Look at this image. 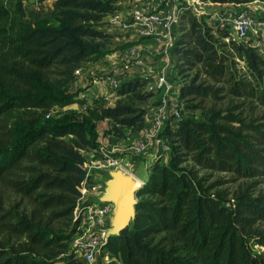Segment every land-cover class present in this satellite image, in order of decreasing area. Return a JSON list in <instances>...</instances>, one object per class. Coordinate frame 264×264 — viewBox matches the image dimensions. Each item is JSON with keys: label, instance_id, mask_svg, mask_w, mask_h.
Masks as SVG:
<instances>
[{"label": "trees", "instance_id": "16d2710c", "mask_svg": "<svg viewBox=\"0 0 264 264\" xmlns=\"http://www.w3.org/2000/svg\"><path fill=\"white\" fill-rule=\"evenodd\" d=\"M116 1L52 0L51 18L30 22L23 5L14 9L0 0V117L20 110L29 119L13 126L12 139L11 131L1 132L0 181L20 197L8 207L9 198L0 196V264H84L73 242L80 231L82 188L94 182L85 151L100 146L96 124L41 118L56 105L74 102L67 86L77 68L111 53L113 35L100 21L119 11ZM180 16L173 54L184 115L165 130L169 161L161 155L151 160L137 193L135 221L110 237L100 255L111 258L105 264H264V252L253 251V244L264 248V189L253 184L264 177V55L251 40L235 38L188 5ZM237 57L253 80L239 74ZM152 81H123L116 90L119 101H96L90 114L109 119L114 134L125 126L140 132L149 109L133 99L155 98L153 107ZM226 98L224 106L192 113L204 100ZM188 156L202 169L245 181L226 193L217 183L206 185L183 165Z\"/></svg>", "mask_w": 264, "mask_h": 264}, {"label": "rangeland", "instance_id": "374dc122", "mask_svg": "<svg viewBox=\"0 0 264 264\" xmlns=\"http://www.w3.org/2000/svg\"><path fill=\"white\" fill-rule=\"evenodd\" d=\"M116 4L119 7V11L106 15L100 21V28L103 31H107L113 35L111 44L109 45L111 53L102 60L92 62V71L90 69L85 74L88 78L85 82L79 81V78L83 75V70L81 71V74L79 76L77 75V78L75 79V81H73L74 86H71L69 90V92L76 94L74 102L67 105H56L51 109V111L43 113L41 122L53 124L64 123L73 120H82L83 118L91 119V121L95 122L96 124V131L99 136V145L103 146L104 150L109 152L110 157L128 159L127 167L129 168V170L145 181L151 160L157 155H161L162 161L164 163H167L170 158V153L166 152L164 154L163 152H161L159 150V144L156 143L155 145L153 144L150 146V150L148 152L140 155L132 154L131 156H125L132 139L137 136L138 133L125 126L121 128V134H114V128L112 126L113 123L109 119H95V117H93L89 111L92 109V107H94L96 101H99L104 106L115 105L119 101L120 98L116 96L117 89L112 88L111 83V81L114 79L112 77V74L115 72V70L118 71L117 75H115L114 77H116L120 83L136 77H150L151 79H154L152 76H148L149 67L151 64L153 65L152 60H150L152 54L150 53L149 49H151V47L145 45L146 42L149 43L151 39L147 36H141L139 34V31H136V26L132 25L128 28H121L117 22L127 21L133 23L134 18L132 13L134 7L144 6L146 9L148 4H157V9L164 11L166 5L165 2H161L160 0H118L116 1ZM173 4H178L177 7L181 12L183 5L192 7V4H195L198 8L200 6H203L201 12L199 13L196 12V10H194L193 8L192 11L194 14L196 13L198 17L208 18V20L211 21L212 24H216L215 20L213 21V19H210L213 11L216 9L226 8L233 9L234 11L240 13L250 14L255 18V21L257 23H264V1L261 0H241V2L237 3L224 4L214 2L213 0H177ZM6 5L14 9H16L19 5H23L26 10V20L30 22H36L42 18L50 19L52 14V0H6ZM145 9L143 11H145ZM202 11L210 14H203ZM246 40H251L253 45L258 48V52L264 55V26L261 25L257 34L252 38H247ZM224 41H227V39H224ZM133 46L138 47V52L140 56L145 57L146 64L144 66L133 67L128 70L123 69L122 61L124 58V54L130 47ZM235 60L237 62L236 66L239 74H241L242 77L253 80V76L248 70L246 63L243 60H240L238 57ZM195 71L196 70H192L188 72L190 73L188 79L194 76ZM99 78L103 79L101 80ZM77 81H79L78 85ZM102 81H109L105 84L108 86V90H105V88H102L100 85L101 88H96L95 92L92 95L85 94L88 89L95 88L96 84H102ZM155 100V98H151L148 101H140L134 98L133 102L139 107L150 109L152 108L151 103H153ZM200 101V99H196L193 103H197ZM226 103H228L227 98L223 99L222 101L207 99L202 102L201 108L193 109L192 113L199 116L203 112L202 109L206 110L209 106L212 105L221 107ZM47 113H49V115ZM27 122H29V119L20 110H13L1 116L0 139L2 138L1 132L7 133L8 130L11 131L10 139H12L15 136L12 132L13 126L24 124ZM4 136L7 135L5 134L3 135V137ZM100 146L99 148H90L85 151V167L94 182L90 188H87L86 186H84L85 188H82V190L85 189L84 191L86 193L84 194L85 196L82 198L81 203H86L88 201L91 203V200L94 197L100 196L104 190L105 182L110 178L109 174L106 173L107 159L101 153L102 150L100 149ZM160 152L161 154H159ZM93 154H95V156H93ZM183 165H187L188 168H193L197 172L198 177L204 178V182L206 183V185H209L210 183H217L216 189L223 190L225 193L236 189L239 183L245 181L244 179L236 178V176L232 173L202 169L198 167L190 159L189 156L187 157V161ZM251 181L253 180H248V182ZM260 181V183L256 182L253 184L257 189H264V177L260 178ZM0 196L6 199L9 198V202H7L8 207H11L15 199L17 200L20 197L1 181ZM253 251L264 252V248L253 244ZM110 259L111 258L108 255L103 256L98 254V257L94 264H105Z\"/></svg>", "mask_w": 264, "mask_h": 264}, {"label": "built area", "instance_id": "2783aa9c", "mask_svg": "<svg viewBox=\"0 0 264 264\" xmlns=\"http://www.w3.org/2000/svg\"><path fill=\"white\" fill-rule=\"evenodd\" d=\"M160 1L165 2L164 11L158 10L157 4H148L146 9L144 6L134 7L132 13L133 23L127 21L117 22L121 28L136 26V31H139L141 36H147L155 43H161L164 37H170V42L165 52L167 64L157 73L154 81L150 83V88L157 93V103L147 112L143 130L137 132V136L132 139L128 149L130 156L148 152L150 146L156 143L159 144L161 152L164 154L166 152L170 153L165 130L167 127L176 126L184 115V105L180 98V85L176 82L177 74L174 69L173 54L181 11L177 7L178 4H173L177 0ZM191 8L199 13L203 6L198 8L195 4H192ZM144 9L145 11H143ZM202 13L210 14L205 11H202ZM210 19L215 20L218 27L229 29L234 37L239 40L252 38L257 34L259 27L261 25L264 26V23H257L250 14L240 13L227 8L214 10ZM145 64V57L140 56L137 46H133L124 54L122 68L128 70L133 67L144 66ZM81 71V68H77L76 74L79 76ZM99 79L102 80L103 78ZM111 83L114 89H117L121 84L117 78H114ZM100 149L107 159V168H115L118 165L127 167L128 159L110 157L109 152L105 151L103 146H100ZM84 190H82L83 197L86 193ZM81 206L76 209V218L80 215L81 222L80 231L77 233L73 245L79 259L85 264H94L98 254L101 252L105 238V228L109 225L108 218L113 204L108 202L90 203L88 201L82 203Z\"/></svg>", "mask_w": 264, "mask_h": 264}, {"label": "water", "instance_id": "95a60500", "mask_svg": "<svg viewBox=\"0 0 264 264\" xmlns=\"http://www.w3.org/2000/svg\"><path fill=\"white\" fill-rule=\"evenodd\" d=\"M109 179L105 182L100 196L94 197L91 203H112L109 214V225L105 228V238L102 247L110 237L119 235L123 229L130 226L137 217V193L144 185L134 173L122 165L107 168Z\"/></svg>", "mask_w": 264, "mask_h": 264}, {"label": "crops", "instance_id": "0c3cea01", "mask_svg": "<svg viewBox=\"0 0 264 264\" xmlns=\"http://www.w3.org/2000/svg\"><path fill=\"white\" fill-rule=\"evenodd\" d=\"M170 42V37H164L163 38V41L161 42V43H155L153 40H150V42L148 43V42H146V44L145 45H147V46H150L151 47V49H149V51H150V53L152 54V56H151V59L150 60H152V63H153V65L151 64L150 65V67H149V70H148V76H152L154 79L157 77V73L163 68V67H165L166 66V64H167V55L165 54V52H166V49H167V45H168V43ZM92 65H93V63L92 62H87L86 64H85V66L84 67H81V69L83 70V75H82V77H80L79 78V81L80 82H85L88 78H87V75H85L86 73H87V71L88 70H90L91 69V71H92ZM90 71V72H91ZM117 71L118 70H115V72L112 74V77L113 78H116V77H114L115 75H117ZM79 81H77V85H78V83H79ZM107 82H109V81H102V84H96L95 86V88H90V89H88L87 91H86V95H92L94 92H95V89L97 88H105V90H108V86L107 85H105ZM176 82L177 83H179V85H181V82H180V79L177 77L176 78ZM100 85H101V87H100ZM71 86H74V83L73 82H71L68 86H67V91H69L70 90V88H71ZM105 95V94H104ZM103 95V96H104ZM106 96V95H105ZM130 151L129 150H127V154L125 155V156H129L130 155V153H129Z\"/></svg>", "mask_w": 264, "mask_h": 264}, {"label": "bare ground", "instance_id": "6f19581e", "mask_svg": "<svg viewBox=\"0 0 264 264\" xmlns=\"http://www.w3.org/2000/svg\"><path fill=\"white\" fill-rule=\"evenodd\" d=\"M127 170H129L127 167H126ZM130 171V170H129ZM131 172V171H130ZM133 173V172H132ZM136 175V174H135ZM137 176V175H136ZM142 182H145L142 178H140L139 176H137Z\"/></svg>", "mask_w": 264, "mask_h": 264}]
</instances>
